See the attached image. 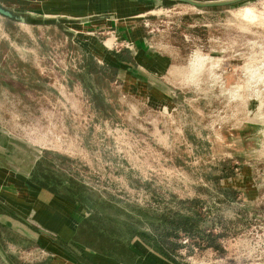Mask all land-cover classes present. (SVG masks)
<instances>
[{"label": "rangeland", "instance_id": "obj_1", "mask_svg": "<svg viewBox=\"0 0 264 264\" xmlns=\"http://www.w3.org/2000/svg\"><path fill=\"white\" fill-rule=\"evenodd\" d=\"M143 1L158 8L138 17L136 34L100 27L81 43L65 24L0 16L1 144L23 149L25 166L33 159L29 176L43 187L86 199L90 209L78 211L109 223L138 264H152L141 248L165 264H264V0ZM131 37L141 60L161 68L134 73L89 53L128 57ZM133 229L142 237L126 240ZM7 231L0 264L55 257Z\"/></svg>", "mask_w": 264, "mask_h": 264}, {"label": "crops", "instance_id": "obj_2", "mask_svg": "<svg viewBox=\"0 0 264 264\" xmlns=\"http://www.w3.org/2000/svg\"><path fill=\"white\" fill-rule=\"evenodd\" d=\"M21 1L28 2L27 4H30L28 6L38 7L41 11L37 12L32 8L18 9L0 0L3 5L17 12H24L34 16L69 18L71 21L65 23L67 27L65 29L76 33L75 39L77 38L76 41L78 43L86 41L87 38L84 37H87V34H91L100 27H117L118 37L124 38L126 37L123 34L125 31L131 32L133 30V33H135L138 17L143 16L145 13H153L154 8H158L157 3L143 0ZM13 2L19 3V0H13ZM112 21H117V23H113ZM131 38L133 39L131 46L133 50L127 52L128 57H123L121 52L102 54L103 51L98 48L93 51L89 50V53L92 56L95 55L93 58L97 62L103 59L106 65L108 64L115 68L125 67L134 73L142 70L146 72L147 70L151 71L157 70L159 67L161 68V63L153 62L155 67L152 68L151 64L147 63L146 60L142 61L139 56L138 37ZM146 76L150 78L148 74ZM132 87L138 93H141L143 90V87L139 85L135 86L132 84ZM11 143L10 151L13 153L10 154L5 148L6 145L1 144L0 141V226H7L9 229L7 233H13L14 235L17 233L20 237L25 235L31 237L36 242H42L47 247H52L51 249H54L55 257H52L47 264H55L56 261L61 264H96V261L99 260L96 259L95 261V258L89 257L82 245L70 242L77 224L85 217V215H82V210L78 211L83 206L64 196L51 192L40 185L39 182L34 181L29 176L33 159L32 161H28L26 166L22 164L23 161L21 162L20 159L22 160V158L26 157L22 151L23 149H20L13 142ZM27 231L34 233V236L33 234H26ZM13 244H16V242ZM74 244L80 251L79 254L76 253L74 255L70 253L69 246H73ZM140 251L146 257L148 255L151 257L149 259L152 261V264H165L163 260L151 254L147 249L141 248ZM138 261L140 262V259ZM138 261L134 258L131 264H138ZM113 262L120 264L115 260Z\"/></svg>", "mask_w": 264, "mask_h": 264}, {"label": "trees", "instance_id": "obj_3", "mask_svg": "<svg viewBox=\"0 0 264 264\" xmlns=\"http://www.w3.org/2000/svg\"><path fill=\"white\" fill-rule=\"evenodd\" d=\"M6 20L13 22L8 19ZM57 25L59 26L60 24ZM36 181L42 183L40 179ZM67 191H69V193H67ZM70 191L71 189L61 192V195L77 201L83 207L90 209L87 206L86 199H82L79 196L77 197ZM54 192L56 193V190ZM100 218V216L96 215L95 211L89 210V215L81 219L78 223L75 233L71 236L70 242L79 243L98 254L113 258L119 263L131 264L134 258L131 251L126 248V244L123 238H121L122 236H120L121 234H115L112 227L108 226L109 223L104 224L102 218ZM142 235V232L133 229L129 232L128 236L123 235V237H126L125 239L128 240L134 236L142 237ZM158 254L162 255L160 252H158Z\"/></svg>", "mask_w": 264, "mask_h": 264}, {"label": "water", "instance_id": "obj_4", "mask_svg": "<svg viewBox=\"0 0 264 264\" xmlns=\"http://www.w3.org/2000/svg\"><path fill=\"white\" fill-rule=\"evenodd\" d=\"M177 2H184L195 7H215L228 6L236 4L244 0H173ZM0 16L22 25H57L69 23L71 20L59 16H34L24 12H17L0 2Z\"/></svg>", "mask_w": 264, "mask_h": 264}, {"label": "bare ground", "instance_id": "obj_5", "mask_svg": "<svg viewBox=\"0 0 264 264\" xmlns=\"http://www.w3.org/2000/svg\"><path fill=\"white\" fill-rule=\"evenodd\" d=\"M107 42H111V39H108ZM108 44H110V43H108Z\"/></svg>", "mask_w": 264, "mask_h": 264}]
</instances>
